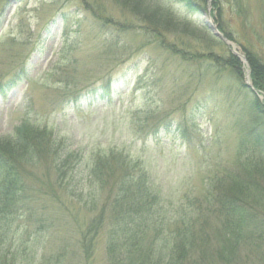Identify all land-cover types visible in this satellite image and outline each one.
I'll return each instance as SVG.
<instances>
[{
	"label": "rangeland",
	"instance_id": "374dc122",
	"mask_svg": "<svg viewBox=\"0 0 264 264\" xmlns=\"http://www.w3.org/2000/svg\"><path fill=\"white\" fill-rule=\"evenodd\" d=\"M145 2L176 25L156 27L124 0H0V138L28 120L46 129L58 154H72L75 165L61 190L48 174V160L29 166L28 188L39 190L35 205L44 209L42 199L48 209L29 222L1 225V264L11 256L16 264H110L109 222L90 249L85 231L109 190L92 185V166L112 151L147 170L161 192L168 238L185 213L204 227L200 240L213 264H229L214 259L225 217L205 195L213 177L228 182L236 171L246 177L245 160L264 156L263 121L241 85L264 102L247 56L264 65V0ZM209 20L230 44L213 34ZM228 63L235 67L227 70ZM102 85L109 94L94 92ZM259 125L261 133L243 151L240 143ZM259 172L255 181L264 183ZM49 185L62 196H96L97 210L60 208ZM42 210L50 222H39ZM247 240L252 246H243L231 264H264V245Z\"/></svg>",
	"mask_w": 264,
	"mask_h": 264
},
{
	"label": "trees",
	"instance_id": "16d2710c",
	"mask_svg": "<svg viewBox=\"0 0 264 264\" xmlns=\"http://www.w3.org/2000/svg\"><path fill=\"white\" fill-rule=\"evenodd\" d=\"M124 1L156 27L176 25L167 13L149 8L145 0ZM247 56L252 68L253 86L264 93V65L248 52ZM235 60L236 58H232V61ZM233 66L228 63L226 69L232 70ZM237 77L240 79L239 70ZM241 85L249 91L252 109L261 116L263 123L260 125L264 130V102L252 89H248L243 83ZM98 88H93L98 94L107 95L110 92L108 85ZM260 125L255 126L250 135L245 136L244 142L240 143L243 151L247 145L245 142H252L249 138L254 139L258 136L257 133H261ZM164 127L168 128V125L165 123ZM159 129L160 127L154 134L159 135ZM71 155L58 154L46 129L28 120L18 125L13 135L0 138V229L1 225L6 227L23 218L25 222H29L35 213L43 209H37L35 205L39 190L30 191L27 185L29 166L48 160V174L52 173L54 184L61 190V187H65L64 180L69 178V173L75 166L71 164ZM94 163L91 170L92 185H95L97 191L107 187L109 190L101 211L88 221L92 222L85 231L88 240L86 246L89 249L94 243L91 238L97 237L103 224L109 222L107 253L110 264H213L212 257L207 256L209 252L206 250L205 241L200 240L204 227L197 224L194 226L195 222H189L185 213L179 217L182 222H175L177 230L170 232L171 238L167 237L164 229L167 222H164L166 218L161 210V192L150 182L142 163L114 151L99 155ZM253 169H256L255 176L251 173ZM241 170L250 172L246 177L244 174L241 176V171L230 172L228 182L221 181V176L213 177L205 195L206 200L221 207V213L225 217L221 224L224 232L220 241L221 250H216L214 259L219 257L229 264L235 260L243 246H252L248 242L251 240H247L250 237H256L260 241L259 245H264V183L259 178L255 181L259 170L262 172L261 176H264V156L253 155L245 160ZM58 190L59 188L56 191ZM48 191L58 199L55 204L60 208L64 207L66 211H71L75 205L80 211L92 213L97 210L96 203L99 200L96 196L85 199L83 193L75 192L72 195L64 193L62 196L60 192H55L54 185H49ZM62 197L68 198L66 200ZM46 203L42 199L39 201L44 206L43 210L48 205ZM46 208L48 209L47 206ZM43 210L40 212L39 222H50ZM87 249L85 247L86 251ZM4 254L0 250V264ZM7 262L16 264L13 256L5 264Z\"/></svg>",
	"mask_w": 264,
	"mask_h": 264
},
{
	"label": "water",
	"instance_id": "95a60500",
	"mask_svg": "<svg viewBox=\"0 0 264 264\" xmlns=\"http://www.w3.org/2000/svg\"><path fill=\"white\" fill-rule=\"evenodd\" d=\"M206 24L208 25L209 29L212 30L213 34H215L217 37L223 39L227 44H230V42L226 39V37L219 31V29L217 28V26H216V24L214 23L213 20L206 21ZM234 52L237 55H239V57H241L242 60L245 59V57L243 55L237 53L236 51H234Z\"/></svg>",
	"mask_w": 264,
	"mask_h": 264
}]
</instances>
